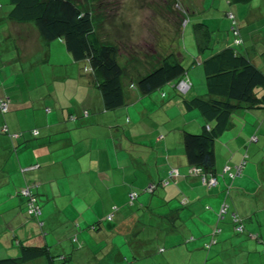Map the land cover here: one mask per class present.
Here are the masks:
<instances>
[{
	"label": "crops",
	"instance_id": "0c3cea01",
	"mask_svg": "<svg viewBox=\"0 0 264 264\" xmlns=\"http://www.w3.org/2000/svg\"><path fill=\"white\" fill-rule=\"evenodd\" d=\"M182 1L192 7L181 22L169 24L178 29L177 37L158 45L178 55L190 89L182 95L171 81L141 93L137 81L160 62L141 53L126 62L118 59L125 103L106 109L85 62L74 60L62 41H46L33 22L9 18L11 4L0 0V98L8 103V111L0 113V257H18L19 241L45 246L56 257L25 264H134L152 252L165 256L171 245V256L179 258L187 249L190 259L217 227L208 258L222 256L223 264H235L238 257L239 263L253 264L258 254V264H264V253L258 251L264 246V185L249 182L264 180V108L240 107L231 114L214 142L217 183L210 187L187 162L183 146L184 129L197 132L205 124L187 101L206 93L203 58L232 41L228 12L240 29V50L264 71V0ZM207 4L211 11L205 15ZM189 14L211 30L212 48L203 53L197 49L193 21L189 47L184 42ZM3 125L21 134L10 137L1 131ZM254 134L259 148L230 179L222 172L224 165L240 162ZM172 167L178 169L175 179L158 185L153 194L144 191L168 177ZM30 182L42 208L38 218L26 212V198L19 193ZM131 190L140 192L132 204L127 198ZM223 202L228 210L218 219ZM231 213L240 218L242 230L234 228ZM159 239L166 248L160 242L150 248ZM208 258L195 264H206Z\"/></svg>",
	"mask_w": 264,
	"mask_h": 264
},
{
	"label": "trees",
	"instance_id": "16d2710c",
	"mask_svg": "<svg viewBox=\"0 0 264 264\" xmlns=\"http://www.w3.org/2000/svg\"><path fill=\"white\" fill-rule=\"evenodd\" d=\"M8 1L11 4V9L8 11L9 18L33 22L46 41L56 39L62 41L74 60L85 62L84 70L99 89L106 109H113L125 103L122 83L123 67L118 61L117 47L112 43L103 41L98 35L97 21L90 9L81 8L73 0ZM232 26L237 30L236 35L232 31ZM193 32L199 52L203 53L212 48V33L205 22H194ZM230 33L232 34L231 43L213 51V53L204 57L201 62L206 86L205 95L187 101L189 106H195L205 118V124L201 131L196 132L187 129L183 131V146L187 162L198 169L200 176L205 175L206 177L216 178L213 172L215 164L214 142L226 128L231 114L240 107L258 106L264 108V71L246 53L240 50L239 47L242 45L243 39L234 17L233 19L230 18ZM185 76V66L176 53L170 52L164 55L154 68L143 74L137 81L136 86L141 93L145 94L174 81L176 90L183 95L191 86V82ZM181 80H186L190 84L185 92H181L177 88V83ZM4 100L7 102V99ZM7 111L8 103L5 110L0 107V113L4 114ZM83 114L87 116L89 111L85 110ZM70 118L73 120L76 117L71 114ZM1 131L10 137H17L21 134L20 132H11L6 125L2 126ZM32 133L37 134L38 130L32 129ZM256 140V135L250 137V142ZM246 158L247 153H243L240 162L242 160L246 162ZM239 163L234 166L224 165V168L228 166L229 169L224 171L223 168L222 172L235 173V166ZM175 169L177 168H170L168 177L158 182L149 183L153 185L152 189H147L148 184L144 191L153 194L158 185L168 184L174 179L171 171ZM228 176L232 179L236 175L230 176L228 174ZM202 184L204 183L202 182ZM28 186L30 192L35 196L36 203L41 208L36 196L35 183L26 184L20 188L19 193L24 187ZM136 192L138 195L140 194L139 191ZM23 195L26 198L27 208L29 195ZM133 201L129 203L132 204ZM115 211L116 208H113L110 213L114 215ZM41 213L42 208L39 216ZM29 215L33 218L39 217ZM17 245L19 246V256L0 257V264H25L29 260L44 256L51 261L56 258L49 255L45 246L23 245L19 241Z\"/></svg>",
	"mask_w": 264,
	"mask_h": 264
},
{
	"label": "rangeland",
	"instance_id": "374dc122",
	"mask_svg": "<svg viewBox=\"0 0 264 264\" xmlns=\"http://www.w3.org/2000/svg\"><path fill=\"white\" fill-rule=\"evenodd\" d=\"M78 6L81 8L90 9L94 17L97 21V32L98 35L102 38L103 41L114 44L117 47L119 58L121 60L128 61L129 58H138L142 55L146 57L157 56V59H161L162 56L167 54L168 50L163 51L159 48L158 44H164L165 40H173L178 35V29L169 24L179 23L182 18H184V12H187L191 9L185 7V3L182 0H73ZM209 5V8H208ZM206 8L208 9L205 12V15L211 11V5L207 4ZM188 23L185 32V44L189 47L188 38L189 31L192 28V21L196 20L197 17L195 14L188 15ZM175 21V22H174ZM193 21V22H194ZM190 22V23H189ZM175 28V29H174ZM192 34V33H191ZM187 35V36H186ZM182 31V37H183ZM141 53H143L141 55ZM60 55V54H59ZM62 56V55H60ZM62 62V59H59ZM256 135V134H254ZM257 136V135H256ZM250 144L251 147H250ZM259 146L257 141L249 142L243 149V153H247L246 160L248 161L249 155L255 150L256 147ZM259 148V147H258ZM260 150V149H259ZM264 154V150H260ZM260 159L257 160L259 162ZM264 167V166H261ZM252 184L257 183L264 185V180L259 177L253 178V181L249 180ZM229 213L225 216L228 217ZM230 217V216H229ZM30 226L32 223H29L27 226V231L29 232ZM84 226V225H82ZM81 226V228H82ZM87 226V225H86ZM85 226V227H86ZM32 228V227H31ZM35 228V225H34ZM87 228V227H86ZM85 228V230H87ZM38 232V231H37ZM37 232H31L36 235ZM41 234V233H40ZM237 235V234H236ZM185 238L182 237V243L179 245L183 246ZM209 240V239H208ZM156 242H160L159 244L166 248L163 240L155 241L150 245L152 248ZM203 243V247L192 252L194 256L188 259L190 253L184 252L181 254L179 258L171 256L174 246H170L167 248V252L162 256L158 255L155 252H152V255L147 257L146 260L136 259L134 264H159L161 260V264H165L162 260L169 262L170 264H195L198 259H201V263H204L205 259L208 258L207 247L205 243ZM158 245V244H157ZM159 245V246H160ZM191 245V244H190ZM264 245V244H263ZM157 247V249L159 248ZM177 246V248L179 247ZM161 247V246H160ZM261 249L259 248V252L264 253V246ZM172 249V251H169ZM129 261L131 257H129ZM234 258V257H233ZM258 254L253 255V264H258ZM219 260V263H218ZM223 258H218L217 256L209 257L206 264H223ZM235 264H238L240 261L237 258H234ZM128 262H126L127 264ZM239 264H246L245 262Z\"/></svg>",
	"mask_w": 264,
	"mask_h": 264
},
{
	"label": "built area",
	"instance_id": "2783aa9c",
	"mask_svg": "<svg viewBox=\"0 0 264 264\" xmlns=\"http://www.w3.org/2000/svg\"><path fill=\"white\" fill-rule=\"evenodd\" d=\"M228 16L230 18L233 19L234 15L233 13L229 12L228 13ZM233 21V20H232ZM232 31L233 33L236 35L237 34V30L233 28L232 26ZM238 41V40H236ZM189 83L186 81V80H181L177 83V88L181 91V92H185L188 88H189ZM0 107L2 109H6L7 107V102L2 98L0 99ZM244 160H242L238 165L235 166L236 168V171L235 173L234 172H229L228 174L230 176H234L236 174H238L240 171H241V168L243 167V164H244ZM228 166H226L224 168V171L228 170ZM171 175L174 176V179L178 176V170L175 169L173 171H171ZM201 181L206 184L207 186H212L214 184H216V178L215 177H212V176H209V177H206L205 175H202L201 177ZM31 185H34V184H31ZM153 187L152 184H149L147 189L148 190H151ZM21 193L22 194H25V195H29L28 197V200H27V212L33 216H39L40 214V211H41V208L40 206L36 203V200H35V196L33 195L32 192H30V189H29V186L28 187H24L22 190H21ZM129 196V202H132L137 196V192L136 191H133L131 190L128 194ZM228 209V205L227 203H222V205L220 206L219 210H218V213H217V216L218 218H222L224 213L227 211ZM113 217V213H109L107 215V219L110 220L112 219ZM231 218H232V221L234 222V228L238 231L242 230V223H241V220L240 218L235 214V213H231ZM219 231V229L217 227H215L212 232H211V236H210V239L208 240V242L205 244L206 247H209L212 243L215 242V234ZM160 250H163L162 248Z\"/></svg>",
	"mask_w": 264,
	"mask_h": 264
}]
</instances>
